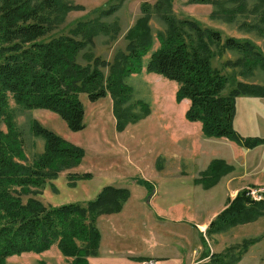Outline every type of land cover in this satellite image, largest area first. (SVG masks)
<instances>
[{
	"label": "trees",
	"instance_id": "1",
	"mask_svg": "<svg viewBox=\"0 0 264 264\" xmlns=\"http://www.w3.org/2000/svg\"><path fill=\"white\" fill-rule=\"evenodd\" d=\"M191 1L212 3L218 9L215 14L218 16L220 12L228 21L251 13L255 22H243V25L249 24L251 30L264 34V0ZM122 2L112 0L97 7L90 11V17L72 25L69 33L50 37L66 21L70 11L84 7L73 0H0V118L9 116L13 99L26 109L52 110L70 129L80 131L86 126L80 94L86 93L91 102L110 95L114 101L116 128L123 131L149 112L137 114L122 107L131 94L126 78L142 69L144 56L153 48L150 21L157 15L166 22L167 30L157 35L160 46L151 54L147 71L178 82V100H190L186 118L201 122L206 137H225L246 148L264 144L262 137L242 138L234 124L236 98L240 95L264 97V86L234 81L225 92L231 80L213 65L212 46L220 44V50L237 51L240 56L225 61V65L238 68L245 77L258 68L264 70V50L251 39L224 38L221 31L203 27L196 20L177 18L168 12L172 0L143 4L144 15L125 34L126 50L118 51L112 62L85 53L88 62L80 63L79 53L93 45L97 35L117 37L120 34L117 23L102 19L114 15ZM104 67L110 68L107 76L102 70ZM33 129L44 137L46 146L32 162L25 158L17 131L0 133V264L12 255L46 251L55 243L65 257L71 258L70 264H91L88 258L98 256L100 249L98 216L120 211L130 191L109 185L85 204L48 206L32 198L24 203L20 197L23 191L17 187L24 189L56 178L60 171L78 164L85 154L81 147L41 124ZM229 170L224 160L215 159L196 182L210 188ZM87 177L88 174H73L69 179L75 183ZM261 216H264V200H255L242 190L211 221L206 233L211 237ZM245 249L241 253H212L204 264H236Z\"/></svg>",
	"mask_w": 264,
	"mask_h": 264
},
{
	"label": "rangeland",
	"instance_id": "2",
	"mask_svg": "<svg viewBox=\"0 0 264 264\" xmlns=\"http://www.w3.org/2000/svg\"><path fill=\"white\" fill-rule=\"evenodd\" d=\"M110 1L112 0H73L75 4L82 5L84 8L70 11L66 21L54 29L50 37L69 33L68 30L72 25L90 17V11ZM156 1L123 0V4L114 15L102 19L117 23L121 27L120 34L117 37L103 33L97 35L94 44L79 53L78 61L87 64L85 53H91L112 62L118 51L126 50L128 41L125 39V34L135 25L138 18L144 15L143 4L154 5ZM216 11L218 9L212 3L172 0L168 12L173 13L177 18L193 19L203 27L221 31L224 38L233 36L251 39L264 50V34L251 30L249 24L246 27L243 25V22L254 23V15L246 13L237 16L233 21H228L220 16V12L217 16ZM150 26L154 35L153 48L144 56L142 69L126 78V82L131 88V94L129 100L122 107L137 114H143L144 110L149 112L137 121L128 124L123 131H118L116 128L114 101L110 95L91 102L86 93L80 94L86 111L84 117L86 126L80 131L70 129L66 121L52 110L26 109L16 104L13 99L10 100L9 116L0 118V133L6 134L11 129L17 131L23 142L24 155L28 162H32L38 154L44 151L46 146L44 137L37 135L33 129L36 124L55 131L68 142L81 147L85 152L78 164L60 171L56 178L46 179L41 185L27 186L24 189L17 187L18 190L23 191L20 197L24 203L32 198L38 199L48 206H59L70 202L85 204L97 197L102 189L109 185L127 188L130 191V196L133 192V206H129L124 212V217L127 216V218L121 219L120 212L130 200V196L120 211L103 213L98 216L97 226L101 232L100 245L102 238L104 244L110 242L109 235L115 223L120 224L119 222L124 219L128 223H132V226L128 231L120 232L119 235L125 240L129 239V243L131 239L134 240L132 242L138 245L144 244L145 241L149 242L145 237L151 238L153 244L157 240L156 234L164 235V233L171 232L172 229L164 225V221H168L169 225H171L169 221H176V230L181 234L184 232V228L180 229V227L185 225L184 222H197L206 219L210 212L206 211L203 206L205 197L200 192L193 195H190L189 192L186 193V187L183 184L186 183V179L197 177L202 174V170H207L213 162L211 160L218 155L215 150L220 147V143L224 145L228 143L222 138L206 139L205 134L197 128L198 124L182 123V113L187 112L188 108L185 99L178 100L177 98L178 82L169 80L156 72L147 71L146 64L151 54L160 46L157 35L167 30L166 22L157 15L151 19ZM212 49L215 52L212 59L213 65L221 68L231 80L225 92L231 89L235 84L234 81H245L264 86V70L262 68L254 70L249 77L242 76L238 68L234 69L225 65V61L235 60L240 56L237 51L220 50V44L212 46ZM102 70L107 76L110 68L104 67ZM236 105L238 116L236 115L237 119L235 117L234 124L241 137L259 135L258 137L264 138V97L240 95L236 98ZM172 118H177L178 124H175ZM235 143L240 149L225 146L223 152L226 160L229 159L234 164V166L229 165L224 160L230 167V170L225 174L227 175L225 179L235 177L237 181L240 179H243L244 182L249 180L239 190H246L247 194L253 198L249 194L250 189L263 188L264 190V150L253 155V152L249 151L251 148ZM238 150L240 152L237 154ZM192 151H194L193 154H191ZM232 167H234L233 171H231ZM73 174H88V177L75 180V183H72L69 177ZM149 181L153 183L152 186ZM169 181L170 184L177 183L176 190L169 191ZM234 182L236 183L231 180V185H236ZM145 190L147 192L143 197ZM238 193L234 196L229 193L225 198L226 200L232 198L231 202ZM139 200L142 202L139 203ZM158 201L161 203L160 206L155 203L159 204ZM217 202L218 200L206 209L211 210ZM169 203L171 204L169 205ZM171 205L173 206L170 207ZM153 222H157L155 224L157 227H153L156 234L151 226L148 227L150 224L153 225ZM170 238L172 246L154 245L155 247L149 251L152 254L169 256L168 261L172 264H186L191 260L196 261L203 253L204 255L212 253V248L213 253H241L246 248L239 264H264V216L255 221L234 225L222 232L214 233L209 237V247H203V252L198 236L192 240L193 247L187 244L188 239L186 241V239L176 238L172 234H170ZM246 241L250 242L246 244ZM95 257L88 258L91 264H142L141 260L137 258L128 260L127 258H110L105 246L102 248L101 258L97 262L93 260ZM190 257H192L191 260ZM110 260L113 262L109 263ZM70 261L71 258L65 257L58 244L55 243L50 249L43 252L12 255L2 264H70ZM205 262L203 261L201 264Z\"/></svg>",
	"mask_w": 264,
	"mask_h": 264
},
{
	"label": "crops",
	"instance_id": "3",
	"mask_svg": "<svg viewBox=\"0 0 264 264\" xmlns=\"http://www.w3.org/2000/svg\"><path fill=\"white\" fill-rule=\"evenodd\" d=\"M185 103H186V107L189 108L190 100L189 99H185ZM182 115H183L182 121H181L182 123H186L188 125L189 124L192 125L193 123L194 124H198V125H196V126H198L197 128H199L201 130V132L203 133V125H202L201 122L188 120L186 118V111L183 112ZM170 116H171V114H170ZM237 116H236V119H237ZM172 120L174 121L175 124H178L177 118H172ZM257 136H259V135H257ZM209 138H214V137H206V139H209ZM222 139L226 140V142H228V143H227V145H224V144L220 143V147L215 150L218 155L215 158H213L211 161H213L214 159L226 160V158L223 155L225 146L226 147L230 146L232 148H239L240 149V147L237 146L234 141H231V140H229L227 138H224V137ZM209 140H211V139H209ZM213 141H215V140H213ZM223 146H224V148H223ZM259 146H262V147H259ZM190 149H192V148H190ZM256 149H258V151H256ZM196 150L197 149L195 148V151ZM262 150H264V144L258 145V146L254 147V148H251L249 151L253 152L252 153L253 155H256V154H258V152H261ZM212 152H214V151H212ZM239 152L240 151L238 150L237 154ZM193 153H194V151H192L191 154H193ZM226 162L229 165L234 166V164H233V162L231 160L227 159ZM233 169H234V167H232L231 171H233ZM203 172H204V170H202V173ZM200 176H201V174H199V176H197V177H190V178L186 179V183H184L183 186L186 187V193L189 192L190 195H193V194H197L198 192H200L201 195L203 197H205V199L203 201V206H204L206 211L210 212V214L206 217V219H203V220L197 221V222H193V221L184 222L185 225H183V226L181 225V227H180V229L184 228V232H182L181 234L178 233L177 230H176V227H175V225L177 223L176 221H169L171 223V225H169L168 221H164L163 224L166 225L169 229L173 230V231L171 230V232L164 233V235H162L160 233H158V235L156 234L157 232L154 231L153 227L154 226L157 227V225H155L157 222H153V225L150 224V225H148V227H150V226L152 227L153 232L156 234L157 240L154 241L153 244H152V239L149 238V237H145L147 239V241H149V242L145 241L144 244H141V245L134 244L132 242L134 240H132V239L130 240V243H129L128 242L129 239L125 240L123 237H121L119 235L120 232L126 231V230L128 231L129 227L132 226V223H128V221H126V219H124L125 221L124 220H122L123 222L120 221L119 222L120 224L115 223V225L113 227V230L110 233L111 236L109 235V241L110 242H106L104 244L103 243V238H102L101 245H100V251H99L100 255H101L102 248L105 246L106 249H107V252H108V256L110 258H123V259L127 258V260L129 258H132V259L133 258H137V259L141 260L142 264H143L144 261H154V264H172V263H170L168 261L169 260V256H160V254L159 255L152 254L149 251V250H151V248L155 247L154 245H156V246L162 245L163 247L172 246L173 243L171 242L170 234H172L176 238L186 239V241L188 239L187 244H190L192 247H193L192 240L194 239V237L196 239V236H198L199 237V241H200L199 244H200V246L202 248V252H203V247L204 248H208L209 245H210L208 243L209 242V237H208V235L206 233L207 232V228L209 227V224L211 223V221L222 210H224L226 208V206L230 202V199H232V198H230V199L226 200L225 196L228 195L229 193L234 196L236 193H238L240 191L239 190L240 188H242L243 186H245L247 184V182L249 180L246 181V182H244L243 179H240V180L237 181V178H235V177L225 179L227 177V175H224L223 178L221 180H219V182L216 183L214 186H212L210 188H206V187H204V185L202 183H197L196 182V179L199 178ZM231 180L236 181V183L234 182V184H236V185H231V183H230ZM180 183H181V181H180ZM149 184L151 186L153 185V183H151V182ZM198 185H200V186L198 187ZM176 186H177L176 182L173 183V184H170V181L168 182L169 191L171 189H175L176 190ZM147 190L149 191V189H147ZM144 192L145 193L143 194V197L146 195L147 191L145 190ZM130 197H131L130 200L127 202L126 206H124L125 208L123 209L122 212H120V214H121L120 218L121 219L122 218H127V216L124 217V215H125L124 212L127 210V208L129 206L130 207L133 206V200H134L133 192L131 193ZM216 200H218L217 204H215L213 206V208H211V210L210 209L207 210L206 208L209 207L210 204H213V202H215ZM140 202H142V201L139 200V203ZM155 203H156L157 206L161 205L160 202H159V204L157 202H155ZM170 204L171 203H169V205ZM173 205H171L170 207H172ZM102 218L100 219V222H101ZM127 224H128V226H127ZM203 226H204V228H203ZM151 244L153 245L152 247L150 246ZM200 246H197V247L200 248ZM210 247H212V246H210ZM213 251L214 250L212 248V253H213ZM212 253H209V254L206 253L207 255L206 254L204 255V253H203L202 255H200L198 257V259L196 261L195 260H191L192 257H190L191 261L187 262V263L188 264H201L203 261L207 262L209 260L208 255H210ZM190 254H191V252H190ZM190 254H189V256H192ZM100 255L96 256L93 260H95V262H97V260L101 258ZM241 261L242 260H240L236 264H239ZM111 262H113V260L109 261V263H111ZM97 264H99V263H97ZM174 264H177V263H174ZM181 264H185V263H181Z\"/></svg>",
	"mask_w": 264,
	"mask_h": 264
},
{
	"label": "built area",
	"instance_id": "4",
	"mask_svg": "<svg viewBox=\"0 0 264 264\" xmlns=\"http://www.w3.org/2000/svg\"><path fill=\"white\" fill-rule=\"evenodd\" d=\"M249 194L255 199V200H263L264 199V190L263 188L258 189H250ZM143 264H154V261H144Z\"/></svg>",
	"mask_w": 264,
	"mask_h": 264
}]
</instances>
